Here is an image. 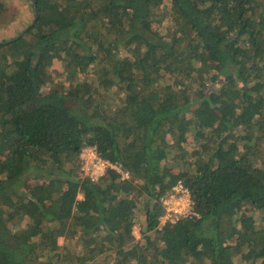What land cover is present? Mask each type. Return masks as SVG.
Returning a JSON list of instances; mask_svg holds the SVG:
<instances>
[{"label":"trees","instance_id":"obj_1","mask_svg":"<svg viewBox=\"0 0 264 264\" xmlns=\"http://www.w3.org/2000/svg\"><path fill=\"white\" fill-rule=\"evenodd\" d=\"M31 2L0 41V264H264V0ZM179 181L199 216L163 225Z\"/></svg>","mask_w":264,"mask_h":264},{"label":"built area","instance_id":"obj_2","mask_svg":"<svg viewBox=\"0 0 264 264\" xmlns=\"http://www.w3.org/2000/svg\"><path fill=\"white\" fill-rule=\"evenodd\" d=\"M80 158L83 172L93 181L98 180L108 169H115L125 177L130 175L121 169L120 164L103 158L94 145H85ZM161 200L165 206L164 214L161 217V224L163 225L199 216L189 189L181 181L177 182L174 188Z\"/></svg>","mask_w":264,"mask_h":264},{"label":"rangeland","instance_id":"obj_3","mask_svg":"<svg viewBox=\"0 0 264 264\" xmlns=\"http://www.w3.org/2000/svg\"><path fill=\"white\" fill-rule=\"evenodd\" d=\"M0 2L5 3L6 11H10L0 15V41H3L14 37L24 30L33 21L34 11L31 0H0ZM58 64L56 65L58 66ZM18 90L20 94H24V90L20 86ZM193 147L194 145H188L189 150H192ZM176 164L179 165V163ZM143 218L141 217L140 220L143 221ZM135 234L137 238H141V228L139 225L135 230ZM61 243H65V240L61 239Z\"/></svg>","mask_w":264,"mask_h":264},{"label":"clouds","instance_id":"obj_4","mask_svg":"<svg viewBox=\"0 0 264 264\" xmlns=\"http://www.w3.org/2000/svg\"><path fill=\"white\" fill-rule=\"evenodd\" d=\"M23 31V30H22ZM193 218H195V217H193Z\"/></svg>","mask_w":264,"mask_h":264}]
</instances>
